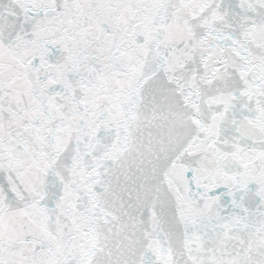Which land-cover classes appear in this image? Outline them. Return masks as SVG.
I'll use <instances>...</instances> for the list:
<instances>
[{
	"label": "snow or ice",
	"instance_id": "1",
	"mask_svg": "<svg viewBox=\"0 0 264 264\" xmlns=\"http://www.w3.org/2000/svg\"><path fill=\"white\" fill-rule=\"evenodd\" d=\"M0 264H264V0H0Z\"/></svg>",
	"mask_w": 264,
	"mask_h": 264
}]
</instances>
